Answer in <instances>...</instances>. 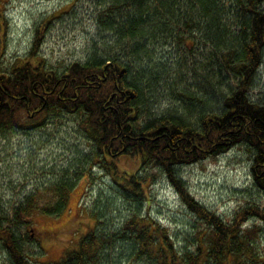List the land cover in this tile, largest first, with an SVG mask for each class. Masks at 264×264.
<instances>
[{"label": "trees", "instance_id": "16d2710c", "mask_svg": "<svg viewBox=\"0 0 264 264\" xmlns=\"http://www.w3.org/2000/svg\"><path fill=\"white\" fill-rule=\"evenodd\" d=\"M4 2L0 0V130L28 129L60 113L81 115L89 137L103 149L101 162L122 185L132 205L129 208L133 215L114 231L100 228L104 217L101 211L89 212L82 207L86 212L82 215L95 220L94 227L72 239L74 244L69 242L71 246L65 248L64 256L48 264H105L116 239L131 242L130 249L139 258L143 253L162 264H246L250 259L264 263L259 249L264 207L250 203L226 220L191 195L177 170L184 161L216 157L243 145L253 158V183L264 191V104L248 94L264 58V0H113L105 9L106 14L124 8L136 11L118 26L124 36L156 41L160 29L161 33L182 34L186 42L202 32L206 42L217 46L229 43L223 59L240 78L238 87L225 96L219 110L197 107L195 112L201 117L194 122L177 113L147 114L149 118L143 121L148 106L142 85L130 76L129 65L115 56L75 61L59 71L39 56L37 39L26 57L4 66L1 59L8 29ZM232 13L239 21L235 33L227 20ZM41 26L44 29L47 23ZM197 99L204 101V97ZM121 158L124 162L138 161V169L119 168ZM149 165L160 168L175 183L184 203L203 221L197 241L183 252L175 247L167 227L137 213L140 201L149 199L150 186L157 182V174L149 173L150 169L140 175ZM75 184L62 179L31 192L12 208V213L3 209L0 197V241L11 264H42L37 260L39 254H29L26 247L32 240L34 216L60 215ZM251 216L257 220L253 224L248 223ZM23 226L27 233L19 231L18 227Z\"/></svg>", "mask_w": 264, "mask_h": 264}, {"label": "rangeland", "instance_id": "374dc122", "mask_svg": "<svg viewBox=\"0 0 264 264\" xmlns=\"http://www.w3.org/2000/svg\"><path fill=\"white\" fill-rule=\"evenodd\" d=\"M112 2L5 0L8 29L1 59L3 65L26 57L39 39V56L59 71L75 61L114 56L127 63L130 76L141 83L145 93L148 109L142 116L143 121L149 118L147 114L177 113L194 122L197 107L201 108L199 110H219L223 106L225 96L238 87L240 80L224 63L223 55L227 53L229 43L217 46L206 42L202 32L196 30L187 42L181 38L182 34L161 33L160 29L156 41L124 36L118 26L131 18L132 9L106 14L104 11ZM227 20L230 30L238 31L237 16L232 13ZM45 22L47 26L43 29L41 25ZM39 27L42 28L40 34ZM179 30L185 29L180 27ZM228 37L232 38L231 35ZM138 43L146 46H138ZM248 94L252 100L264 104V58ZM199 97H204L203 103L197 99ZM81 121L79 114L60 113L50 115L44 122L34 123L28 129L0 130V197L5 211L12 213V208L26 195L58 180L76 183L66 209L60 215L34 216L32 240L26 247L29 254H39L37 260L42 264L60 260L65 248L74 244L72 239L94 227L95 220L90 215H82L86 213L82 212V207L89 212L101 211L105 223L101 222L103 227L100 228L105 227L107 231H114L133 215L130 199L124 196L122 185L101 162L103 149L89 137ZM252 159L246 146L237 145L216 157L180 166L179 171L196 200L231 220L238 210L250 203L264 207V191L253 183ZM132 163L133 160L124 162L121 158L117 164L123 170L130 166L136 171L138 161ZM147 170L157 174V182L150 186L149 199L140 201L142 204L137 213L150 222L155 220L167 227L175 247L183 252L197 241L198 228L204 226L203 221L184 203L160 168L149 165L140 171V175L146 174ZM256 221L251 216L248 223ZM18 228L21 233H27L25 226ZM131 245L129 241L116 239L105 264H162L157 258L143 253L139 258L130 249ZM259 249L264 254V232L259 238ZM0 263L11 264L1 241ZM246 264L264 263L250 259Z\"/></svg>", "mask_w": 264, "mask_h": 264}, {"label": "bare ground", "instance_id": "6f19581e", "mask_svg": "<svg viewBox=\"0 0 264 264\" xmlns=\"http://www.w3.org/2000/svg\"><path fill=\"white\" fill-rule=\"evenodd\" d=\"M133 12V11H132ZM134 12H136V11H134ZM134 12H133V14H134ZM201 116H199V114H198V112H195V118L196 119H198V118H200ZM190 118L191 119H193V117H191L190 116ZM206 159V158H205ZM205 159H200V160H196V161H184V162H182L181 164H179L180 166H184V165H187V166H189V165H191L192 163H197V162H199V161H201V160H205ZM179 166V167H180ZM179 167H177V170H178V173H179V175L182 177L183 175L180 173V171H179ZM164 173V172H163ZM172 186L174 187V188H176V185H175V183H172ZM176 190H177V192H178V189L176 188ZM178 194H180L179 192H178Z\"/></svg>", "mask_w": 264, "mask_h": 264}]
</instances>
